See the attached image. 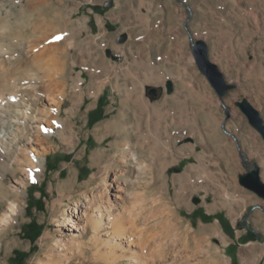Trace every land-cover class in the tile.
<instances>
[{
  "label": "rangeland",
  "instance_id": "obj_1",
  "mask_svg": "<svg viewBox=\"0 0 264 264\" xmlns=\"http://www.w3.org/2000/svg\"><path fill=\"white\" fill-rule=\"evenodd\" d=\"M0 7L13 11L0 33L4 64L35 56L47 68L22 76L15 91L18 75L0 72L3 102L22 99L36 116L30 144L12 150L22 159L25 148L45 155L40 177L0 161V218L11 201L19 206L0 226V264H38L54 253L66 264H131L164 247L169 263L177 255L181 264H264V199L239 182L254 165L264 180V137L238 106L248 100L264 118V0H0ZM198 40L231 85L222 99L195 62ZM12 43L23 47L12 51ZM46 118L62 127L37 140ZM126 142L142 166L121 162ZM94 191L127 220L131 241L67 225H84L74 212ZM154 198L160 211L152 214ZM56 200L66 205L53 213ZM187 235L204 236L206 252L193 240L187 246ZM61 239L81 247L46 253V242Z\"/></svg>",
  "mask_w": 264,
  "mask_h": 264
},
{
  "label": "bare ground",
  "instance_id": "obj_2",
  "mask_svg": "<svg viewBox=\"0 0 264 264\" xmlns=\"http://www.w3.org/2000/svg\"><path fill=\"white\" fill-rule=\"evenodd\" d=\"M39 3V2H38ZM25 9H29L30 6L25 5ZM23 7V8H24ZM24 9V10H25ZM12 10H8L7 13H3L2 7H0V33L4 34L3 30L4 28L7 27L11 22L12 18ZM13 22V21H12ZM124 28H126V23L124 22ZM7 35V34H6ZM4 42V41H3ZM12 47V48H11ZM12 51H16L17 49H20L23 47L22 44H17V43H12L11 46ZM9 48V49H10ZM8 49V48H7ZM5 46L0 45V57L3 56V54L7 51ZM15 61H9L8 64H4V61L0 58V72H7L9 70L14 71L15 74L18 75L16 77V83L13 86V90L15 91L16 89H19L18 87V81L19 83L21 82L22 76L25 74L29 73L30 71L37 69L39 71H47V68H45V63L41 60L38 59L35 56L32 57H17L14 58ZM8 65V66H7ZM10 71V72H11ZM7 74V73H6ZM14 74V73H13ZM59 74V73H58ZM37 75V74H36ZM43 77V76H42ZM45 78V77H44ZM43 78V79H44ZM21 85V84H20ZM36 87V86H35ZM30 89V87H25L23 89ZM33 88V87H32ZM18 92V91H17ZM4 93L0 92V111L1 110H6L10 109L8 114L10 117L8 119H0V161L4 159L5 161L7 160L8 162H2V164L8 169L12 168L11 170H14V172L18 171L17 166H26L27 169H24L23 174L29 177H40L42 173V169L44 168V165L42 164L40 157L45 156L44 154H41L38 149L32 148V150H29L28 148L23 149V152L25 151L27 154L24 156L25 158H21L18 155L20 154L19 151H13L12 147L14 144H18V142L21 144L22 142H25L26 144H30L29 140H31V127L30 123L36 119V116L34 114H30L28 111L29 108H32L31 106L27 105L22 99H14L13 97L8 98L7 104H5L3 101L5 100L4 98ZM16 95V94H15ZM18 97L19 94H17ZM21 95V94H20ZM22 98V97H21ZM4 105H7L6 108ZM18 107L17 110H11L13 107ZM46 121L41 119V123H47L48 127L47 128H38L37 130V140L41 139H46V141L49 139L51 134L54 136L58 134L57 128L62 127L60 125V122L58 119H50ZM61 135H63L62 131L60 132ZM39 142V141H38ZM126 146V150L120 151L121 155H119V158H121V162L124 163L125 167L127 166L128 161L133 162L136 161V163L140 166L143 165V161H141L138 157V154L135 150L130 148V143L126 142L124 147ZM34 147V146H33ZM17 148V149H16ZM15 149H19V145ZM19 152V153H18ZM35 152V153H33ZM23 154V155H24ZM22 155V156H23ZM120 162V161H119ZM13 164L16 165V167L13 166ZM3 165H1L3 167ZM0 166V167H1ZM1 167V168H2ZM4 167V168H5ZM9 170V169H8ZM46 170V169H45ZM126 171V170H125ZM121 176V170L118 171L116 177ZM264 181V180H263ZM20 183V182H19ZM105 191V190H103ZM103 191L99 192H92L90 195H85V202L81 203L80 205H77L74 214H77L79 217L81 214L82 216L86 219L84 225L77 223L76 221H71V223H67L68 226H70L72 229L76 231H83L84 234H88L90 231L93 232L94 237H97L102 229H106V234L108 237H112L113 239H129L131 241L132 239V233L134 230H131V232L128 230V227H126L127 220H125L122 217V214H117L115 208L113 207L112 204H110L108 197L106 199V196ZM107 200V201H106ZM141 201L144 203L146 202V199L143 198ZM154 203L156 204V208H151L152 214L160 211V206L158 205V200L156 198L153 199ZM141 202V206H142ZM55 207L53 210V213L57 212V208H63L64 205L60 202H54ZM80 203V202H79ZM80 208L85 209V210H80ZM126 208V207H124ZM19 209V206L16 202L11 201L10 202V207L8 208L7 212L3 214V216L0 218V226L11 223V220L13 219V216L17 214ZM74 210H71V207L67 209V213H73ZM53 216H55L53 214ZM58 216V214H57ZM77 216V218H78ZM57 226H61V221H57ZM133 224V223H131ZM136 229L138 230L137 226ZM73 231V230H71ZM129 233V234H128ZM50 235V234H49ZM49 235L44 238V240L49 239ZM201 237V238H200ZM200 237H190L189 235L186 236V244L188 246L189 243H191V240H193L197 244V253H204L206 252L205 248H203V241L205 240L204 236ZM202 239V240H201ZM112 241V240H111ZM64 240H57L55 242V245H50L49 243L46 242L44 245L45 247L48 248L46 250V253L53 252V250L58 249L63 251H67L68 249L70 250L73 245H78L80 248V241L78 240H69L68 244H63ZM172 242L170 245H172V249H175V245L173 246ZM67 245V247H66ZM54 246L56 248H54ZM49 250V252H48ZM51 252V253H52ZM72 252V249H71ZM54 253V252H53ZM57 253V252H56ZM154 254L149 255V257H146V260L140 259L137 256H133L131 259V264H181L178 260V256L176 255V259L173 258V261L169 263V250L166 249V247L160 249L158 253L153 252ZM172 255V254H171ZM210 257L209 252L205 254V256ZM54 255L47 254V256H42L44 259H40L38 264H66L67 262H62L60 257L64 256V253H60L57 255V258ZM183 257V255H180ZM49 257V258H48ZM66 257V256H65ZM188 258H192V256H188ZM187 257H183L181 259H186V261H189ZM212 260V259H211ZM181 261V260H180ZM213 262V260H212ZM217 262V261H216Z\"/></svg>",
  "mask_w": 264,
  "mask_h": 264
},
{
  "label": "water",
  "instance_id": "obj_3",
  "mask_svg": "<svg viewBox=\"0 0 264 264\" xmlns=\"http://www.w3.org/2000/svg\"><path fill=\"white\" fill-rule=\"evenodd\" d=\"M192 54L195 62L205 77L208 79L219 98L225 97L231 85L227 81L224 73L219 66L213 62L209 57V47L204 40H198L193 44ZM169 91H172V84L169 83ZM152 95H156V90L151 91ZM241 111L248 118L252 127L264 137V118L260 111L248 100L238 102ZM240 184L256 193L259 197L264 199V181L261 176V167L254 165L252 171H249L239 177Z\"/></svg>",
  "mask_w": 264,
  "mask_h": 264
},
{
  "label": "trees",
  "instance_id": "obj_4",
  "mask_svg": "<svg viewBox=\"0 0 264 264\" xmlns=\"http://www.w3.org/2000/svg\"><path fill=\"white\" fill-rule=\"evenodd\" d=\"M217 218L221 222V224H222L225 232L229 236H231L232 238H234L235 237L234 230L232 229V226H231L229 220L226 219L224 216H220V215ZM243 241L246 242V239L244 238Z\"/></svg>",
  "mask_w": 264,
  "mask_h": 264
},
{
  "label": "snow or ice",
  "instance_id": "obj_5",
  "mask_svg": "<svg viewBox=\"0 0 264 264\" xmlns=\"http://www.w3.org/2000/svg\"><path fill=\"white\" fill-rule=\"evenodd\" d=\"M60 39H62V37H56V40H60Z\"/></svg>",
  "mask_w": 264,
  "mask_h": 264
}]
</instances>
